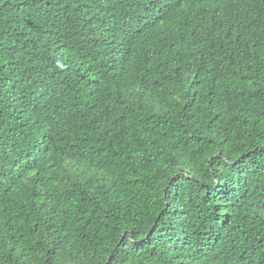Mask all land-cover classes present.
<instances>
[{"label":"trees","instance_id":"obj_1","mask_svg":"<svg viewBox=\"0 0 264 264\" xmlns=\"http://www.w3.org/2000/svg\"><path fill=\"white\" fill-rule=\"evenodd\" d=\"M0 264H264V0H0Z\"/></svg>","mask_w":264,"mask_h":264}]
</instances>
